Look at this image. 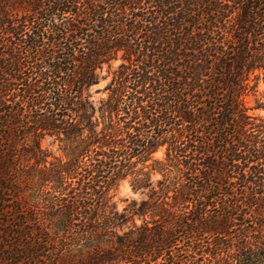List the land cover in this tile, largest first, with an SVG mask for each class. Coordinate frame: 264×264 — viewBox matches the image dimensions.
Segmentation results:
<instances>
[{"label": "trees", "instance_id": "1", "mask_svg": "<svg viewBox=\"0 0 264 264\" xmlns=\"http://www.w3.org/2000/svg\"><path fill=\"white\" fill-rule=\"evenodd\" d=\"M260 73L264 0H0V264H264Z\"/></svg>", "mask_w": 264, "mask_h": 264}, {"label": "rangeland", "instance_id": "2", "mask_svg": "<svg viewBox=\"0 0 264 264\" xmlns=\"http://www.w3.org/2000/svg\"><path fill=\"white\" fill-rule=\"evenodd\" d=\"M120 63L121 59L118 58L112 61L110 65L104 66L99 82L89 88L91 100L96 107L100 105L101 100H104L107 97L109 93L107 87L113 77V71L120 65ZM252 85V89L246 94L244 101L248 107L253 108L250 113H253L264 122V108H261L264 107V75L260 73L258 77L253 79ZM258 106L261 107L255 108ZM40 145L48 153L49 159L63 156L60 149V142L55 137H43L40 141ZM164 153L165 148L162 147L152 155V158L162 159L164 157ZM150 162L151 161L148 163ZM159 177L160 175L157 172L153 173V180H157ZM131 183V177H127L122 180L112 192V201L119 211H122L125 207H129L133 200L138 202V200L143 197V194L139 193L138 190L132 189ZM136 222L137 224L140 222L138 218H136Z\"/></svg>", "mask_w": 264, "mask_h": 264}]
</instances>
